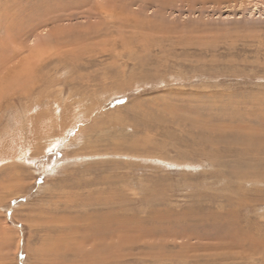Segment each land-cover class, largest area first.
Returning <instances> with one entry per match:
<instances>
[{"label":"rangeland","instance_id":"1","mask_svg":"<svg viewBox=\"0 0 264 264\" xmlns=\"http://www.w3.org/2000/svg\"><path fill=\"white\" fill-rule=\"evenodd\" d=\"M0 264H264V0H0Z\"/></svg>","mask_w":264,"mask_h":264}]
</instances>
